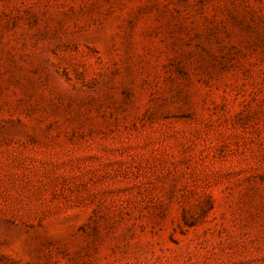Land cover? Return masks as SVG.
Listing matches in <instances>:
<instances>
[{"label":"rangeland","instance_id":"1","mask_svg":"<svg viewBox=\"0 0 264 264\" xmlns=\"http://www.w3.org/2000/svg\"><path fill=\"white\" fill-rule=\"evenodd\" d=\"M0 264H264V0H0Z\"/></svg>","mask_w":264,"mask_h":264}]
</instances>
